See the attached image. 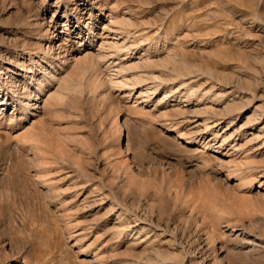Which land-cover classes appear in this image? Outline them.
<instances>
[{
	"label": "rangeland",
	"instance_id": "rangeland-1",
	"mask_svg": "<svg viewBox=\"0 0 264 264\" xmlns=\"http://www.w3.org/2000/svg\"><path fill=\"white\" fill-rule=\"evenodd\" d=\"M0 101V264H264V0H0Z\"/></svg>",
	"mask_w": 264,
	"mask_h": 264
},
{
	"label": "bare ground",
	"instance_id": "bare-ground-1",
	"mask_svg": "<svg viewBox=\"0 0 264 264\" xmlns=\"http://www.w3.org/2000/svg\"><path fill=\"white\" fill-rule=\"evenodd\" d=\"M14 87V85H13ZM12 88V87H11ZM17 94V93H16ZM19 97V96H18ZM14 98V97H13ZM1 102V101H0ZM6 104V103H5ZM1 105V104H0ZM121 123V122H120ZM120 131V126H119V121L117 122V125H116V132H119ZM120 134V133H119ZM180 138V137H179ZM117 139H118V136H117ZM174 139V138H173ZM183 140V139H181Z\"/></svg>",
	"mask_w": 264,
	"mask_h": 264
}]
</instances>
